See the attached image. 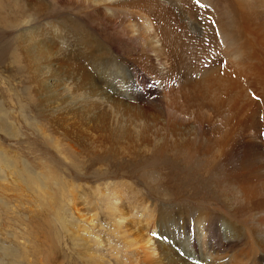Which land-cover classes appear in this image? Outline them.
Wrapping results in <instances>:
<instances>
[{
	"label": "bare ground",
	"instance_id": "6f19581e",
	"mask_svg": "<svg viewBox=\"0 0 264 264\" xmlns=\"http://www.w3.org/2000/svg\"><path fill=\"white\" fill-rule=\"evenodd\" d=\"M0 43V71L59 138L144 151L190 191L174 205L114 190L107 217L136 262L264 264V0H0ZM124 159L110 178L133 180Z\"/></svg>",
	"mask_w": 264,
	"mask_h": 264
},
{
	"label": "rangeland",
	"instance_id": "374dc122",
	"mask_svg": "<svg viewBox=\"0 0 264 264\" xmlns=\"http://www.w3.org/2000/svg\"><path fill=\"white\" fill-rule=\"evenodd\" d=\"M12 76L8 71H0V151H5L3 154L7 156L5 162L0 161L1 264H139L132 253L135 244L132 243L134 249H131V245L124 243L127 239L130 241L128 237L125 239L127 222L120 221V227L111 223L114 219L108 211L114 190L123 193L125 189L120 191L118 186L126 182L131 187L128 191L135 190V195L148 196L153 201L161 191L162 194L171 192L173 204L179 205L190 193L182 188L183 180L175 183L173 174L169 175L158 163L146 165L144 151H115L100 142L86 147L59 138L42 118L37 105L31 102L33 93L25 78L16 80ZM128 156L138 160L140 165L135 170L128 168L129 174L133 172V180L128 181L125 176L110 178L113 174H108L105 164L114 166V161ZM92 159L95 160L90 165ZM130 163L132 166L135 162ZM149 174L153 187H147L143 179ZM32 181L34 186L29 185ZM217 191L224 194L223 188ZM69 193L78 195L76 202L73 201L78 206V214L69 213V201L74 198ZM108 214L111 216L107 217ZM131 218L145 219L141 206L137 205ZM5 250L11 255L5 257Z\"/></svg>",
	"mask_w": 264,
	"mask_h": 264
}]
</instances>
